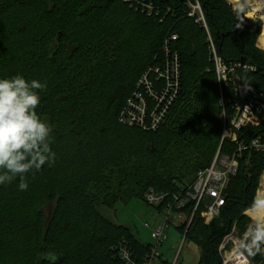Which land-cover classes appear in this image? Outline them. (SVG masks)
<instances>
[{"label":"trees","instance_id":"16d2710c","mask_svg":"<svg viewBox=\"0 0 264 264\" xmlns=\"http://www.w3.org/2000/svg\"><path fill=\"white\" fill-rule=\"evenodd\" d=\"M135 1L0 0V78L22 75L47 84L37 112L54 126L57 153L53 166L29 174L27 191H18V181L0 186V264H49L50 252L55 264H126L121 245L141 264L151 244L98 208L144 200L150 189L176 193L211 166L217 152L236 153L238 145L223 139V120L230 125L236 106L264 95L262 21L239 16L226 0H200L227 69L220 95L208 34L188 17L186 1L145 0L155 6L152 15ZM173 33L180 98L157 131L122 125L124 104L143 72L163 60ZM261 122L237 131L239 140L264 141V117ZM248 155L229 179L220 216L207 226L199 209L187 231L186 240L200 246L199 264H222L224 237L235 225L240 235L246 230L244 209L260 183L264 187V154L253 152L246 165ZM185 157V170L195 175L189 185L180 167L169 169ZM179 230L185 235L186 228Z\"/></svg>","mask_w":264,"mask_h":264},{"label":"built area","instance_id":"2783aa9c","mask_svg":"<svg viewBox=\"0 0 264 264\" xmlns=\"http://www.w3.org/2000/svg\"><path fill=\"white\" fill-rule=\"evenodd\" d=\"M185 1L188 8V17H191L198 25L202 26L208 34L210 51L216 63L220 81H227V69L223 66L217 54L200 0ZM226 1L239 16L253 21L261 20L264 30V0ZM135 5L149 15L156 11L155 6L145 0H136ZM244 5H246V10L239 13L238 9ZM177 40L178 35L175 33L165 40L163 60L149 67L137 81L134 92L128 97L120 112L119 121L122 125L140 128L144 131H157L167 120L181 90L180 55L173 47V43ZM238 90H241V88L239 87ZM239 94L243 96V91H240ZM262 117H264V95L254 97L244 106H236V113L231 121V126L227 125L226 118L223 120L225 125L223 139H230L238 145L234 155L226 156L218 152L211 166L200 170L191 185L176 193L170 194L154 189H150L145 193L144 200L155 207L156 210H159L163 215V221L153 229L151 236L157 243L151 245L150 252L147 253L148 255L141 264H153L160 259L157 249L165 241L167 229L171 227L186 228L183 241L186 240L187 231L192 225L197 210H202L201 217L207 226L220 216L222 208L226 205L229 179L231 176L236 175L239 170V159L248 152L246 165H249V157L253 152L264 154L262 137L259 136L247 142L240 141L237 131L251 126L261 127ZM260 187L261 183L258 189ZM190 205L192 206L191 213L188 210ZM144 226L151 228L148 223ZM242 235L238 233L235 225L228 236L224 237L218 250L222 257V264H241L242 258L239 255L238 242L241 240ZM119 255L126 264H140L125 245H121ZM249 264H264V257L249 258Z\"/></svg>","mask_w":264,"mask_h":264},{"label":"clouds","instance_id":"9594fccd","mask_svg":"<svg viewBox=\"0 0 264 264\" xmlns=\"http://www.w3.org/2000/svg\"><path fill=\"white\" fill-rule=\"evenodd\" d=\"M245 10L246 5L238 12ZM46 88V83L22 75L0 78V186L18 181V191H27L29 174L35 176L56 162L54 126L37 112ZM244 211L248 224L238 251L241 264H249V258L264 257V189L255 192ZM45 259L55 264L58 257L50 252Z\"/></svg>","mask_w":264,"mask_h":264},{"label":"rangeland","instance_id":"374dc122","mask_svg":"<svg viewBox=\"0 0 264 264\" xmlns=\"http://www.w3.org/2000/svg\"><path fill=\"white\" fill-rule=\"evenodd\" d=\"M260 40L258 41V48L260 50H264V39L262 37V34L260 36ZM217 77L221 95L222 89L218 72ZM179 98L180 95L178 96V99ZM219 104L222 108V97L220 98ZM217 154L218 152L216 153V155ZM188 161L189 160L185 157L180 161L172 160L171 164L169 165V169L171 171H177V168L180 167L179 172H182V175L180 173L179 174L184 178L183 184L185 185H189L191 180L195 176L192 171L185 170ZM98 211L108 220L115 223V225L120 224L128 227L133 232V234L143 243L145 242V244L156 245L157 242L152 238L151 234L153 229H155L163 221V215L159 212V210H156L155 207L149 205L143 199L135 197L131 198V200L127 202L120 200L117 201L112 207L100 206L98 208ZM146 223H148L151 228H146L144 226ZM206 230L210 231L211 228H207ZM183 238L184 235L178 228L171 227L167 229L166 239L157 249L160 255V259L156 260L153 264H161V261L163 260L169 261L171 264H199V261L201 259V249L199 244L195 240H192L190 238L183 241Z\"/></svg>","mask_w":264,"mask_h":264},{"label":"bare ground","instance_id":"6f19581e","mask_svg":"<svg viewBox=\"0 0 264 264\" xmlns=\"http://www.w3.org/2000/svg\"><path fill=\"white\" fill-rule=\"evenodd\" d=\"M262 37H263V39H264V31H263V33H262ZM260 189H264V187H261Z\"/></svg>","mask_w":264,"mask_h":264}]
</instances>
